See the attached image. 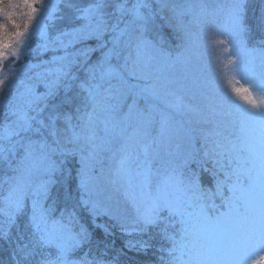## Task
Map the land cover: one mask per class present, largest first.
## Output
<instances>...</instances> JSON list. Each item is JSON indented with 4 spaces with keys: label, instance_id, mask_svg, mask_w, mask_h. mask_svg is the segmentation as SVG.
I'll return each mask as SVG.
<instances>
[{
    "label": "snow or ice",
    "instance_id": "obj_1",
    "mask_svg": "<svg viewBox=\"0 0 264 264\" xmlns=\"http://www.w3.org/2000/svg\"><path fill=\"white\" fill-rule=\"evenodd\" d=\"M225 13L217 25L202 0H0V264H264V0ZM37 50L53 55L25 63Z\"/></svg>",
    "mask_w": 264,
    "mask_h": 264
},
{
    "label": "rangeland",
    "instance_id": "obj_2",
    "mask_svg": "<svg viewBox=\"0 0 264 264\" xmlns=\"http://www.w3.org/2000/svg\"><path fill=\"white\" fill-rule=\"evenodd\" d=\"M202 2L207 5V11L208 12H213L215 15L210 18L206 19L208 21H215V23L218 25L222 23L223 18L225 16V6L228 5L231 0H202ZM174 55L176 52L173 53ZM230 54L224 50L222 46H217V49L214 53V59L217 61L219 64L220 68L222 71H224L229 79H232L233 76H235V79H233V85L236 87L244 86L247 87L248 85H244L243 82L241 81L240 83H237V81L240 80L238 75H235L233 73L227 72L226 66L229 61ZM257 64L259 63V55H257ZM193 63L196 64L199 73L202 77H209V71H208V63H209V56L206 52H202L201 55L197 57H193ZM184 74V67L181 64H177L175 68V75L177 78L182 77ZM177 94L178 95H183L185 96V99H189L188 93L182 90L177 89ZM169 99H171L169 97ZM240 103H243L240 101ZM105 161L107 162L106 165L104 166L106 170V177H109L112 170L115 167V161L112 159V154L111 153H106L103 155ZM102 157V159H103ZM119 197H115L116 199H120L123 188L120 187L119 185L116 186V188L113 190ZM120 193V194H119Z\"/></svg>",
    "mask_w": 264,
    "mask_h": 264
},
{
    "label": "trees",
    "instance_id": "obj_3",
    "mask_svg": "<svg viewBox=\"0 0 264 264\" xmlns=\"http://www.w3.org/2000/svg\"><path fill=\"white\" fill-rule=\"evenodd\" d=\"M46 2H54V0H46ZM207 13L208 14L204 17L205 19H210V18H212L215 15L213 12L210 13V12L207 11ZM33 23L35 25V21ZM44 24L46 26H48V25H50V21L45 20L44 21ZM58 27H59V22H57L56 27H51V26L46 27V31H47L48 36L50 38L54 37L57 34V28ZM65 39H68V38H65ZM40 42L41 41H40L39 38L34 39L33 42H32L33 48L35 49L36 48V45L38 43H40ZM79 47H80V45H77L76 46V48H79ZM76 48H70L68 51L69 52L75 51ZM176 51H179V50L177 49L174 52H176ZM55 54L59 55V54H62V52H58V53H55ZM52 55H53V53L51 51H49V52L44 53L43 55H41V54H39V51L37 50V51H34L32 54L28 55L25 58V63L39 64L40 61L50 59ZM96 55H98V54L97 53H93L92 54V58L94 59ZM49 66L50 65H43V64H41L39 67L29 69V71L26 73L25 78L26 77H29V76L35 77L36 73H42V72H44L45 68L46 67H49ZM19 67H21V65L18 64V63L9 64L4 69V73L3 74L11 75L12 74V71L11 70L18 69ZM0 75H2V74H0ZM132 82L135 83V81H132ZM37 91H43V86L42 85H39L38 88H37ZM141 106H143V101H141ZM106 163L107 162L105 161V159L103 157V159H102V165H98V167L102 166L104 168V166L106 165ZM104 170H105V168H104ZM105 175H106V170H105ZM113 196L114 197H116V196L119 197L114 191H113ZM121 239L122 238L120 237L119 232H117V234H116V244H117V247L120 246ZM131 255L132 254L130 253L129 256H131ZM124 264H131V262L125 261Z\"/></svg>",
    "mask_w": 264,
    "mask_h": 264
}]
</instances>
